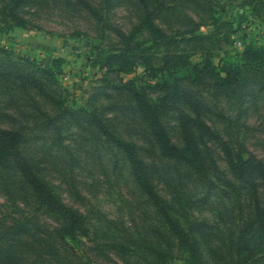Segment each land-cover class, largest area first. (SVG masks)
<instances>
[{
    "label": "rangeland",
    "instance_id": "374dc122",
    "mask_svg": "<svg viewBox=\"0 0 264 264\" xmlns=\"http://www.w3.org/2000/svg\"><path fill=\"white\" fill-rule=\"evenodd\" d=\"M154 10V25L175 37L168 45L149 46L155 66L170 53L179 65L201 66L208 59L218 71L237 60L244 43L264 47V0H25L17 6L0 0V70L33 73L52 97L0 77V128L21 134L22 151L42 180L88 217V235L76 247L84 264H147L151 246L165 252L167 264H264V240L254 222L256 208L264 207V184L255 179L252 193L236 179L217 140L264 162L259 76L249 74L239 90H215L192 83L180 70L182 85L203 104L202 120L218 137L205 138L212 163L202 180L160 153L139 115L129 82L154 98L162 94L141 60L128 71L94 63L95 46L106 49L120 34L148 46L151 35L143 21ZM54 59V77H42L38 67H50ZM163 125L181 146L174 112H167ZM108 133L136 145L155 191L193 245L180 244L158 220ZM7 206L0 190V216Z\"/></svg>",
    "mask_w": 264,
    "mask_h": 264
},
{
    "label": "trees",
    "instance_id": "16d2710c",
    "mask_svg": "<svg viewBox=\"0 0 264 264\" xmlns=\"http://www.w3.org/2000/svg\"><path fill=\"white\" fill-rule=\"evenodd\" d=\"M15 6L25 0H13ZM156 11L147 12L143 21L151 35L150 44H136L130 37L120 34L119 41L109 43L106 49L98 50L94 63L107 71H128L141 60L148 76L162 93L152 97L143 88L135 87L129 82L135 107L151 131L160 153L170 159L185 164L199 179L207 178V169L212 163L210 151L205 138H218L202 120L205 110L203 104L182 85L183 68L192 83L211 86L215 90H239L247 76H259L264 84V47L248 42L238 52L234 62L221 65L218 71L208 59L201 66L185 62H172L170 53L162 57L163 62L155 66L149 53V46L168 45L175 37L161 31L153 23ZM8 15L15 24V13ZM59 59H54L51 66L38 67L42 77L50 79L55 75ZM0 77H13L21 84H27L37 90L43 97L51 100L44 83L33 73L19 69L0 70ZM210 78L213 82L210 83ZM168 111L176 114L180 129L182 145L172 143L164 128V116ZM109 138L120 150L128 165L133 180L154 209L158 220L168 232L182 245L189 243L185 231L179 226L171 213L170 205L161 198L152 185L151 171L139 158L136 145L130 141ZM219 143L231 174L248 186L253 193L256 190L255 179L264 184V162L254 155L246 157L233 153L231 147L221 139ZM0 190L8 200L5 213L0 216V264H84L77 253L80 237L88 234L86 220L72 207L64 204L38 175L34 164L22 151V136L17 130L0 128ZM41 216H43L41 220ZM51 220L52 222L48 221ZM254 222L264 240V207L256 208ZM111 246L120 248L118 243ZM147 264H167L165 252L157 246L149 249Z\"/></svg>",
    "mask_w": 264,
    "mask_h": 264
}]
</instances>
